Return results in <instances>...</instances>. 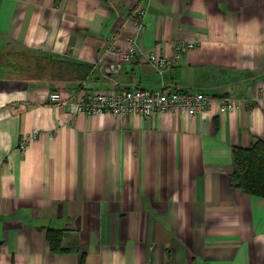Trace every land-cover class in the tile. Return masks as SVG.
<instances>
[{"label": "crops", "instance_id": "crops-1", "mask_svg": "<svg viewBox=\"0 0 264 264\" xmlns=\"http://www.w3.org/2000/svg\"><path fill=\"white\" fill-rule=\"evenodd\" d=\"M131 39L167 56L197 46L160 72L142 55L119 59ZM38 54L91 68L79 84L14 67H37ZM81 86L193 89L240 105L146 119L68 116L49 99L76 100ZM257 139L264 0H0V264H264V198L232 179L233 148ZM48 228L62 231V251Z\"/></svg>", "mask_w": 264, "mask_h": 264}, {"label": "built area", "instance_id": "built-area-1", "mask_svg": "<svg viewBox=\"0 0 264 264\" xmlns=\"http://www.w3.org/2000/svg\"><path fill=\"white\" fill-rule=\"evenodd\" d=\"M144 8L135 9L131 14L133 25L141 27L145 15ZM197 43L190 41L186 44L178 43L172 56L157 52L143 53L134 39L126 50L119 49V59L133 62L139 55L145 57L160 72L178 65L185 51L196 48ZM77 99L71 100L62 96L61 92L53 91L49 94L52 103H57L65 109L68 116L82 112L97 115L108 111L114 116L141 115L146 119L155 114H181L195 116L209 108L214 101L220 104L223 111H233L239 108V101L234 98H214L202 91L193 89L177 90L167 87L149 88L138 86L130 89H89L80 87L76 92ZM34 130L30 135L24 134L20 140V148L24 151L29 139L36 136Z\"/></svg>", "mask_w": 264, "mask_h": 264}, {"label": "trees", "instance_id": "trees-1", "mask_svg": "<svg viewBox=\"0 0 264 264\" xmlns=\"http://www.w3.org/2000/svg\"><path fill=\"white\" fill-rule=\"evenodd\" d=\"M30 58L36 59L35 64L37 67H33V69L24 67L19 61L16 64L14 63V67L29 72L32 79L44 77L50 82L72 73V75H76V79H79V84H81L91 68L86 63L69 61L49 54H38ZM41 58L45 59V64H42ZM233 155L236 164L235 171L232 173L234 186L246 193L264 198V140L257 139L249 147L236 146L233 148ZM61 237L62 231L48 228L47 239L52 251L59 252L63 250Z\"/></svg>", "mask_w": 264, "mask_h": 264}, {"label": "rangeland", "instance_id": "rangeland-1", "mask_svg": "<svg viewBox=\"0 0 264 264\" xmlns=\"http://www.w3.org/2000/svg\"><path fill=\"white\" fill-rule=\"evenodd\" d=\"M157 70H158V69H157ZM158 71H159V70H158ZM33 131H34V130H33ZM31 132H32V131H31ZM31 132H30V133H31ZM30 133H25V134L30 135ZM23 135H24V134H22V136H23ZM36 135H37V133H36ZM22 136H21V137H22ZM34 137H36V136H34ZM32 138H33V136L29 139V141H30ZM20 140H21V139H20ZM29 141H28V142H29Z\"/></svg>", "mask_w": 264, "mask_h": 264}]
</instances>
